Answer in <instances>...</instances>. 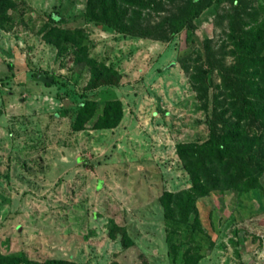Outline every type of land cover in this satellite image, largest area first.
Returning <instances> with one entry per match:
<instances>
[{
	"label": "rangeland",
	"instance_id": "374dc122",
	"mask_svg": "<svg viewBox=\"0 0 264 264\" xmlns=\"http://www.w3.org/2000/svg\"><path fill=\"white\" fill-rule=\"evenodd\" d=\"M11 1L0 24V252L181 264L188 249L201 253L196 264H264V173L258 188L196 197L185 222L165 218L159 202L163 190L190 184L176 143L208 137L220 90L213 67L207 93L196 91L207 58L233 63L223 29L230 20L253 24L255 13L264 21V0L212 2L189 32L183 25L166 37L167 17L179 19L185 0L143 10L146 35L89 20L86 0ZM87 59L114 69L117 82L88 87ZM85 99H117L118 124L91 128L93 115L74 130Z\"/></svg>",
	"mask_w": 264,
	"mask_h": 264
},
{
	"label": "trees",
	"instance_id": "16d2710c",
	"mask_svg": "<svg viewBox=\"0 0 264 264\" xmlns=\"http://www.w3.org/2000/svg\"><path fill=\"white\" fill-rule=\"evenodd\" d=\"M175 1L86 0V16L89 20L116 26L119 31L135 33L142 28L140 14L143 10L162 11L164 4ZM220 1L185 0L179 19L167 17L171 27H164L166 33L163 37L172 35L183 25L186 26L185 32H189L190 20L212 2ZM228 1L240 3V0ZM11 5V0H0V24ZM242 5L241 9L244 7ZM235 6L236 4L233 7ZM235 14L236 18H243L242 12L236 11ZM245 16L252 17L250 14ZM256 20L255 13L253 24L243 21L233 27V21L230 20L223 29L229 30L227 39L232 44V55L237 53L236 61L234 59L229 65L216 66L213 59L207 58L206 67L202 70L200 89L197 87L196 91L201 95L207 93L212 85L211 69L216 67L218 83L215 88H219L220 92L213 97L207 139L200 143L178 142L175 145L177 157L186 170L190 184L176 191L161 192L159 202L163 216L167 219H173L177 215L178 220L185 222L189 214L194 213L195 198L211 190L243 192L260 187L259 177L264 173V21L257 23ZM175 22L177 24L172 27ZM144 31L139 30L138 33L146 35ZM81 57L77 54L76 58ZM86 63L90 66L88 87L117 82L116 71L103 62L87 59ZM93 115L95 118L91 128H113L121 118L120 103L117 99L105 100L101 104L90 99L81 101L76 108L72 128L83 129ZM193 228L192 225L188 226L189 231ZM181 256L184 257L181 264H196L202 255L196 251L189 253L186 249ZM0 264L77 263L62 258L37 261L0 252Z\"/></svg>",
	"mask_w": 264,
	"mask_h": 264
},
{
	"label": "water",
	"instance_id": "95a60500",
	"mask_svg": "<svg viewBox=\"0 0 264 264\" xmlns=\"http://www.w3.org/2000/svg\"><path fill=\"white\" fill-rule=\"evenodd\" d=\"M40 80L43 81V82H49V78H44V77H40Z\"/></svg>",
	"mask_w": 264,
	"mask_h": 264
}]
</instances>
